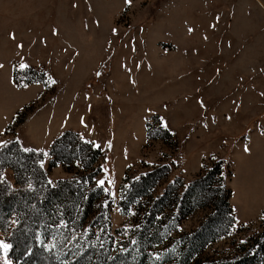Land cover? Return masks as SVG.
<instances>
[{"label": "rangeland", "instance_id": "1", "mask_svg": "<svg viewBox=\"0 0 264 264\" xmlns=\"http://www.w3.org/2000/svg\"><path fill=\"white\" fill-rule=\"evenodd\" d=\"M4 121L0 143L41 152L51 183L81 172L76 161L48 167L63 132L105 154L92 186L102 189L113 252L164 194L156 219L167 235L153 254L177 253L214 215L218 176L200 207L170 216L186 187L223 161L233 223L220 217L191 263L238 255L264 229V0H0ZM155 171L148 196L121 215V189ZM90 222L66 245L84 231L95 238L100 223ZM10 250L0 231V264H16Z\"/></svg>", "mask_w": 264, "mask_h": 264}, {"label": "trees", "instance_id": "2", "mask_svg": "<svg viewBox=\"0 0 264 264\" xmlns=\"http://www.w3.org/2000/svg\"><path fill=\"white\" fill-rule=\"evenodd\" d=\"M23 118L24 112L15 114L12 125H18ZM48 156V167L67 166L76 161L81 165V172L70 179L51 183L41 166V152L21 149L15 139L0 143V231L7 235L10 256L16 264H264V229L248 241L238 255L222 261L191 263V258L211 239V226L220 217L225 215L227 223H233L226 186L230 172L223 161H215L201 178L186 187L179 199V211L175 210V215L170 217L175 219L178 212V216H182L200 207L205 184L218 176V187L213 191L214 215L183 242L177 253L170 248L154 255V249L165 242L167 235L156 219V215L168 207L164 194L148 205L149 217L134 231L131 244L123 251L113 252L108 208L97 201L102 189L92 186V179L106 159L105 154L79 139L74 132L66 131L53 141ZM157 173L140 176L121 189L117 204L121 215H126L137 198L148 196L158 179ZM104 196L108 197V192ZM89 221V226L100 223L97 236L92 238L84 231L66 245L70 235Z\"/></svg>", "mask_w": 264, "mask_h": 264}, {"label": "crops", "instance_id": "3", "mask_svg": "<svg viewBox=\"0 0 264 264\" xmlns=\"http://www.w3.org/2000/svg\"><path fill=\"white\" fill-rule=\"evenodd\" d=\"M6 121H7V119H6ZM6 121H4L3 124L0 126V131H1V129H3L4 125H6V123H5ZM4 123H5V124H4ZM234 215H235V212H234ZM235 217H236V216H235ZM235 219H237V218H235ZM247 219H248V218H247ZM249 219H250V218H249ZM245 220H246V219H245Z\"/></svg>", "mask_w": 264, "mask_h": 264}]
</instances>
